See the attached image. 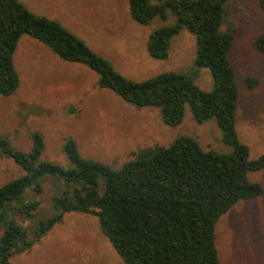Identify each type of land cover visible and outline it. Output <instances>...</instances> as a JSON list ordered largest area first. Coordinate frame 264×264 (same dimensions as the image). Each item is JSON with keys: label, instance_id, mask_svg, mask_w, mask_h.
Masks as SVG:
<instances>
[{"label": "trees", "instance_id": "16d2710c", "mask_svg": "<svg viewBox=\"0 0 264 264\" xmlns=\"http://www.w3.org/2000/svg\"><path fill=\"white\" fill-rule=\"evenodd\" d=\"M229 1L234 0H128L130 17L139 25H150L155 17L166 20L167 13L175 18L149 35L151 58L166 60L171 40L182 30L196 41L191 74L164 72L135 82L56 21L31 13L18 0H0L1 97L12 96L19 86L14 54L26 35L61 60L88 67L97 74L99 88L138 108L157 109L167 126H179L187 108L198 124L214 120L221 142L231 149L204 150L182 136L167 147L144 149L113 169L82 157L69 138L63 144L64 167L41 159L44 142L37 132L30 134L28 152L0 136V155L22 171L0 187V264L29 251L69 213L94 215L125 264H219L217 222L238 202L262 194L248 174L264 169V155L250 159L236 133L238 90L229 60L233 31L222 29ZM259 7L264 11V0ZM255 46L264 54V35ZM203 69L212 80L210 91L195 84ZM45 182L47 204L40 199Z\"/></svg>", "mask_w": 264, "mask_h": 264}, {"label": "rangeland", "instance_id": "374dc122", "mask_svg": "<svg viewBox=\"0 0 264 264\" xmlns=\"http://www.w3.org/2000/svg\"><path fill=\"white\" fill-rule=\"evenodd\" d=\"M18 1L73 33L125 79L141 82L164 72L192 73L196 41L187 30L171 40L166 60H155L147 51L149 35L174 24L170 13L166 20L155 17L143 26L131 19L128 0ZM224 8L222 29L233 31L229 60L238 90L236 133L248 146L250 159H256L264 155V54L255 46L264 35V11L259 0L229 1ZM14 66L19 86L12 96H0V136H6L13 148L28 152L30 134L39 133L44 142L42 160L65 167L63 144L69 138L82 157L113 169L144 149L167 147L182 136L195 139L204 150L231 152L221 142L214 120L198 124L187 108L179 126H167L157 109L138 108L99 88L97 74L88 67L61 60L26 35L18 42ZM248 79L255 85L249 87ZM195 84L203 91L212 89L208 70L198 72ZM20 175L21 169L0 155V187ZM248 179L261 186L262 194L238 202L218 220L219 264H264V169L249 173ZM48 189L45 182L40 198L45 204ZM9 264L125 263L94 215L69 213L29 251L11 257Z\"/></svg>", "mask_w": 264, "mask_h": 264}]
</instances>
